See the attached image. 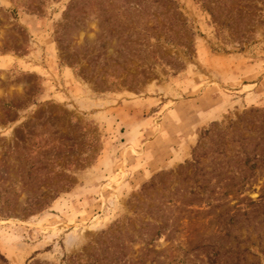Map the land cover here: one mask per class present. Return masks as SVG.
Returning a JSON list of instances; mask_svg holds the SVG:
<instances>
[{
	"label": "rangeland",
	"instance_id": "rangeland-1",
	"mask_svg": "<svg viewBox=\"0 0 264 264\" xmlns=\"http://www.w3.org/2000/svg\"><path fill=\"white\" fill-rule=\"evenodd\" d=\"M31 42L77 73L0 90V264H264V0H0Z\"/></svg>",
	"mask_w": 264,
	"mask_h": 264
},
{
	"label": "crops",
	"instance_id": "crops-1",
	"mask_svg": "<svg viewBox=\"0 0 264 264\" xmlns=\"http://www.w3.org/2000/svg\"><path fill=\"white\" fill-rule=\"evenodd\" d=\"M32 45L36 46V44L32 42L28 43L26 46L24 45L25 47L22 49V53L19 52L18 54H15L10 53V51H4L2 52V54H0V65H3L4 68L5 66H10L6 67V70L7 68L10 69L9 72L7 71L5 73L6 75H8V77L6 76V83L3 84L1 82V87H3L2 89L0 88L2 95L6 96L7 94H13L18 97L21 95H27L26 97H30L32 99V96L30 95L37 92L38 95L35 96V98L39 101H44L50 98L58 97V80L63 79V83H65V81H68L74 86L76 80L75 73H77V70L73 64L66 67L63 66L62 73L59 75V73H56L58 70L56 71L55 65H53V67H47L41 64L30 63L32 59L29 58L28 50H30L31 53ZM21 64H23L24 66V75L18 74V72L20 71V67H18V65L20 66ZM1 74H4L3 71H1ZM16 76L18 78H16ZM20 76H23L24 78L27 76L35 77V87H32V85H27L23 81L16 80L19 79ZM61 76H64V78H62ZM2 114L7 116V119L4 118L2 122L7 125L8 129L19 127L26 119L27 115H29L27 107L16 106V103L13 104V107H9L7 110L3 109Z\"/></svg>",
	"mask_w": 264,
	"mask_h": 264
}]
</instances>
